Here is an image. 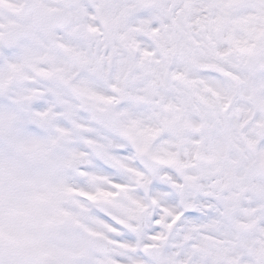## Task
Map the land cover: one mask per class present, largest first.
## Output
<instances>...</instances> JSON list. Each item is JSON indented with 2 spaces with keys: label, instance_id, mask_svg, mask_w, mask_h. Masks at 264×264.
<instances>
[{
  "label": "snow or ice",
  "instance_id": "obj_1",
  "mask_svg": "<svg viewBox=\"0 0 264 264\" xmlns=\"http://www.w3.org/2000/svg\"><path fill=\"white\" fill-rule=\"evenodd\" d=\"M0 264H264V0H0Z\"/></svg>",
  "mask_w": 264,
  "mask_h": 264
}]
</instances>
